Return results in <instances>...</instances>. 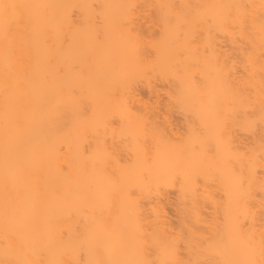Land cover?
Segmentation results:
<instances>
[{
    "label": "bare ground",
    "instance_id": "obj_1",
    "mask_svg": "<svg viewBox=\"0 0 264 264\" xmlns=\"http://www.w3.org/2000/svg\"><path fill=\"white\" fill-rule=\"evenodd\" d=\"M0 264H264V0H0Z\"/></svg>",
    "mask_w": 264,
    "mask_h": 264
},
{
    "label": "rangeland",
    "instance_id": "obj_2",
    "mask_svg": "<svg viewBox=\"0 0 264 264\" xmlns=\"http://www.w3.org/2000/svg\"><path fill=\"white\" fill-rule=\"evenodd\" d=\"M140 92H141V94L144 97H146V98L149 97V93H148V91L146 89L142 88L140 90ZM165 104H166V96L163 94L162 97L160 98V106H159L160 108L159 109H161V108L164 109L165 108ZM174 119L176 120L175 122L180 123V117L177 116V117H174ZM170 197H171V200H174V195L173 194H171ZM172 213L175 214V212L173 210H172ZM174 214H172L171 216H174ZM172 218H174V217H172Z\"/></svg>",
    "mask_w": 264,
    "mask_h": 264
}]
</instances>
